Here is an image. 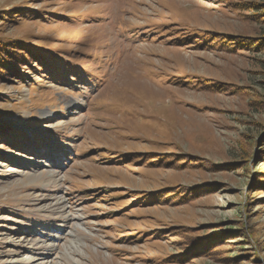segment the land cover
Instances as JSON below:
<instances>
[{
	"label": "rangeland",
	"instance_id": "obj_1",
	"mask_svg": "<svg viewBox=\"0 0 264 264\" xmlns=\"http://www.w3.org/2000/svg\"><path fill=\"white\" fill-rule=\"evenodd\" d=\"M9 40L0 264H264V0H0Z\"/></svg>",
	"mask_w": 264,
	"mask_h": 264
},
{
	"label": "trees",
	"instance_id": "obj_2",
	"mask_svg": "<svg viewBox=\"0 0 264 264\" xmlns=\"http://www.w3.org/2000/svg\"><path fill=\"white\" fill-rule=\"evenodd\" d=\"M27 45L21 40L13 44L10 43V40L8 42H0V76L17 74L16 65L22 61H27V58L34 57L32 52L26 50V48H29ZM156 160L150 162H155Z\"/></svg>",
	"mask_w": 264,
	"mask_h": 264
}]
</instances>
